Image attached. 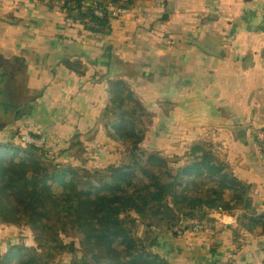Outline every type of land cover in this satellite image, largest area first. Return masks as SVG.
<instances>
[{
  "label": "crops",
  "instance_id": "crops-1",
  "mask_svg": "<svg viewBox=\"0 0 264 264\" xmlns=\"http://www.w3.org/2000/svg\"><path fill=\"white\" fill-rule=\"evenodd\" d=\"M0 35V58L26 67L35 99L25 117L35 134L64 144L77 137L91 142L86 137L99 125L93 141L107 142L100 114L110 64L121 65L125 73L115 79L125 80L152 116L146 138L157 131L156 144L180 142L181 165L192 159L184 158L187 147L213 143L240 181L256 185L264 209V0L140 1L99 36L70 21L56 3L0 0ZM74 60L86 65L85 76L62 66ZM232 128L247 129L245 136ZM216 220L215 230L182 238L155 233V252L171 264H263L264 235L246 232L238 249L237 222L227 227ZM21 240L17 228L0 226V256Z\"/></svg>",
  "mask_w": 264,
  "mask_h": 264
},
{
  "label": "trees",
  "instance_id": "trees-1",
  "mask_svg": "<svg viewBox=\"0 0 264 264\" xmlns=\"http://www.w3.org/2000/svg\"><path fill=\"white\" fill-rule=\"evenodd\" d=\"M140 1L146 0H62L56 4L70 21L99 36L112 30L114 18L95 16L96 6L132 12ZM62 66L79 77L87 73L86 65L78 60ZM106 95L99 121L110 142L120 152L124 149L117 164L90 169L81 149H73L75 143L62 154H70L69 160L62 162L49 157L45 148L0 143V226L30 228L37 243L36 247L12 246L0 256V264H50L77 251L74 243L67 242L76 237L84 256L77 264H171L152 251V244L134 236L137 222L146 236L175 228L183 229L186 236L192 231L185 222L198 221L215 230L217 220L208 215L240 211L242 219L264 226L256 185L240 181L214 149L217 146L205 144L208 151H194L187 164L174 169L166 158L140 149L138 142L145 137L146 120L152 123V116L133 88L125 80L110 79ZM76 140L81 148L82 140ZM18 158H22L19 164ZM20 170L24 177L18 175ZM233 242L238 249L244 245L241 241L239 246L236 236Z\"/></svg>",
  "mask_w": 264,
  "mask_h": 264
},
{
  "label": "rangeland",
  "instance_id": "rangeland-1",
  "mask_svg": "<svg viewBox=\"0 0 264 264\" xmlns=\"http://www.w3.org/2000/svg\"><path fill=\"white\" fill-rule=\"evenodd\" d=\"M43 2H47V1H42L40 3ZM58 3L59 1H54L51 0L48 3ZM101 7V5L99 6V8ZM109 7V6H107ZM107 7H101L102 9H106ZM117 8V7H116ZM8 22L10 23H14L15 20L11 19L8 20ZM1 36V35H0ZM2 36L4 37L5 35L2 34ZM12 61V63H10L9 65L6 64L3 59L0 58V79L3 80V85H2V93H1V97L0 98V104L2 105V112L0 113V115L3 117V119L1 120L2 122V131L0 133V143H4L9 145V147H17V146H22L19 140V137L21 133H31V134H35L32 130H30V128L27 125H33L34 121L32 119H28L26 117H23L21 115H15V111L13 110H6L4 105H6V103H12L13 106L14 104L16 105V96L17 93H19V89L23 88L22 91V95L23 92L25 90V92L27 93L26 90V76H25V67H22L24 64L21 60L19 59H12L10 60ZM115 64L111 63V69H110V75L112 77V79H115L117 76L122 75L123 73H125L124 68H122L121 65L116 66V70L114 71V66ZM129 70L132 69V66L128 68ZM24 73V76H22ZM116 74H118L116 76ZM24 78V82H20L21 79ZM19 87V88H18ZM18 88V90L16 89ZM24 96V95H23ZM15 107V106H14ZM4 115L7 117L8 121H4ZM21 116V117H20ZM4 122L5 126H4ZM146 124H147V130L149 129L150 125H151V121L148 122V119L146 120ZM148 132V131H147ZM157 131H151V139H148V137L146 138V135L144 138H142V140L139 143L140 149L143 152H149V153H153L161 158H166L168 161L170 160H175V161H169L171 162L172 165L177 164V165H170L172 168L176 169L179 166H183L181 165L180 161L177 160V156L179 155V153H181L182 149L180 147V142L178 143H174V144H169V145H159L156 144L157 141ZM149 134V133H148ZM37 135L38 138H42V136L40 134H35ZM45 137V136H44ZM47 139V138H46ZM107 139V138H106ZM48 144L45 147V152L46 154H48L49 157H51L52 159H56L57 161H66L69 160V156L70 154L66 153L64 155H62L65 151H67L70 147L71 144H64V143H58L54 140H48ZM260 142V141H259ZM75 144H77L78 142H74ZM73 145V149L74 150H78L81 149V154L80 155H84L87 160H88V166L89 168H107L110 165L113 164H117L118 162L121 161V153L123 154L124 149H122V152H120L121 150L115 146V145H111V143L109 142V140L107 139V142L103 143L101 140H99V138H97L96 140H92L91 142H87L82 140V145L81 148H79L76 145ZM261 145V142H260ZM24 147V146H23ZM26 147V146H25ZM191 150L190 152H188L187 150ZM216 150V152H221L220 149L214 148ZM261 152L264 154L263 151V147L262 145L260 146ZM194 150L196 151V153L202 154L206 151H208V147L206 145V147L204 148L202 147H187L186 151L190 154V156H188L187 154L184 156L185 159L188 158H193L194 157ZM44 152V153H45ZM219 152V153H220ZM165 153H167L168 155H166ZM223 153V152H221ZM176 156V157H175ZM193 156V157H192ZM220 158L222 160H224L221 156ZM22 158H18L17 159V163L19 164V162L21 161ZM73 158H71L72 160ZM174 163V164H173ZM188 162H186L185 164H187ZM184 164V165H185ZM18 175H20L21 177H24V173L23 171H18L17 172ZM158 175H161V170H158ZM13 180L18 179L17 177H13ZM240 211H235L230 212V213H225V212H212L210 215H208L209 218H213V219H218L220 223H222L223 225H227V227L231 226L235 221L237 222V225L234 226V228L232 229V239H234V236H236L238 238V240L240 241L239 246H241V241L242 239L244 240V234L246 232H248V234H251L252 236H263L264 235V226H257L256 224L251 223L249 220L247 219H242L241 216L243 215L241 212L237 213ZM264 212V211H263ZM262 212V213H263ZM233 219V222H232ZM16 221V220H15ZM195 224H201L198 221H188L185 222L184 225H187L191 228V234H196L195 232H193L192 229V225ZM244 225L247 226V229L244 228ZM257 226V227H256ZM15 228H17L22 236V240L20 241L19 247H36L37 243L35 241V235L34 232L32 231V229L27 228V227H17V226H13ZM175 229H181V228H175ZM175 229H172L170 231V234L174 237L177 234L174 232ZM183 230V229H181ZM133 234L137 239L142 240V242H144L145 240L147 241L148 246L152 244L153 248H154V242L151 241V238L153 235L150 236H146L148 234L145 233L144 228L142 227V224L140 222L136 223V226L133 230ZM144 236H146L144 238ZM145 239V240H144ZM68 243H74L75 247L77 248V251L75 253H66L63 254L61 256H59L57 259H55L54 261H51L50 264H77L79 261H81L83 259V253L81 251V246L79 245V240L77 239V237L74 239H70L67 241ZM152 251H155V249ZM125 260H127V258H124ZM264 259V257H263ZM263 264H264V260H263Z\"/></svg>",
  "mask_w": 264,
  "mask_h": 264
},
{
  "label": "built area",
  "instance_id": "built-area-1",
  "mask_svg": "<svg viewBox=\"0 0 264 264\" xmlns=\"http://www.w3.org/2000/svg\"><path fill=\"white\" fill-rule=\"evenodd\" d=\"M35 2H42V1H51V0H34ZM54 1H62V0H54ZM111 15V18H122V17H127L131 14L128 10L122 9V8H112V7H107L106 9H102L99 6L95 7V16L103 19L106 15ZM19 137L20 143L22 146H27V147H34L36 149H44L47 145V139L42 136V138H38L33 136L31 133H21ZM259 141L261 142V145L263 147L264 151V132L261 133ZM193 232L195 233H203L206 229L207 226L206 224H195L192 225ZM178 237H183L184 232L181 229H175L174 231Z\"/></svg>",
  "mask_w": 264,
  "mask_h": 264
},
{
  "label": "flooded vegetation",
  "instance_id": "flooded-vegetation-1",
  "mask_svg": "<svg viewBox=\"0 0 264 264\" xmlns=\"http://www.w3.org/2000/svg\"><path fill=\"white\" fill-rule=\"evenodd\" d=\"M11 62V61H9ZM12 63V62H11ZM25 65H23L22 67H24ZM26 69V67H25ZM24 76V73H22ZM25 76H26V90H27V84H28V76H27V72L25 71ZM20 82H24V78L20 80ZM19 88V87H18ZM18 88H16L18 90ZM22 91H23V88L22 89H19V93H17V96H16V105L13 104L10 102V103H6V105H4L5 109L6 110H13L15 111V115H21L22 118L25 117L26 115L30 114L32 112V109H33V104H34V97L35 95L33 94V92H28L27 90V93L23 92V95H22ZM20 116V117H21ZM47 144H48V141H47Z\"/></svg>",
  "mask_w": 264,
  "mask_h": 264
},
{
  "label": "water",
  "instance_id": "water-1",
  "mask_svg": "<svg viewBox=\"0 0 264 264\" xmlns=\"http://www.w3.org/2000/svg\"><path fill=\"white\" fill-rule=\"evenodd\" d=\"M206 50V49H205ZM2 85H3V80H1L0 79V98H3V97H1L2 95H1V93H2ZM0 113H3L2 112V105L0 104ZM3 119V117L0 115V133H1V131H2V127L1 126H3L2 125V120ZM4 121H8V119H7V117L4 115ZM5 123L6 122H4V126H5ZM99 129H100V126L98 125L97 127H96V129L89 135V136H87L86 137V140H88V141H91V140H93V138H94V136L96 135V133L99 131ZM233 133H235V134H243L244 136H245V133H246V130L247 129H245V128H232V129H230ZM157 237V235H154V237L153 238H151V241H153L154 240V238H156ZM218 264H221V263H218Z\"/></svg>",
  "mask_w": 264,
  "mask_h": 264
}]
</instances>
